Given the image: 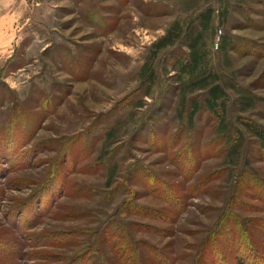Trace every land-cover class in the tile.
<instances>
[{
	"label": "rangeland",
	"instance_id": "rangeland-1",
	"mask_svg": "<svg viewBox=\"0 0 264 264\" xmlns=\"http://www.w3.org/2000/svg\"><path fill=\"white\" fill-rule=\"evenodd\" d=\"M194 35L223 113L190 116ZM134 247L264 264V0H0V264Z\"/></svg>",
	"mask_w": 264,
	"mask_h": 264
},
{
	"label": "trees",
	"instance_id": "trees-1",
	"mask_svg": "<svg viewBox=\"0 0 264 264\" xmlns=\"http://www.w3.org/2000/svg\"><path fill=\"white\" fill-rule=\"evenodd\" d=\"M204 16L207 20L208 15H203L202 17ZM205 25L206 23H204V26ZM190 38L191 39L188 41V46L190 47V59H189L190 63L185 65V69L190 71L191 75L193 73L195 74V76L197 75V78L196 79L193 78L190 84L198 86L199 87L198 89L203 92L202 102H198L196 99L193 100L190 116H193L198 112L200 103L203 104L204 108L209 113L216 114L219 112V110L223 113L224 112L223 101L226 98V92L219 83H207L206 79L198 77L197 70L200 69L199 61H200V55H201L200 49L197 48L199 37L198 35H194V36H190ZM166 42H169V39H164L160 44H158V48L167 45L168 43ZM218 132L222 134L226 132V126H224L223 116L220 117V120L218 123ZM231 149L235 150V147L232 145ZM115 232H117L119 236L123 234L122 231L119 229L116 230ZM131 256L132 258H129L130 264H137L138 262L140 264V259H139L141 258L140 250L137 247H134ZM101 260H102L101 257L97 258L95 261V264H101L100 262Z\"/></svg>",
	"mask_w": 264,
	"mask_h": 264
}]
</instances>
